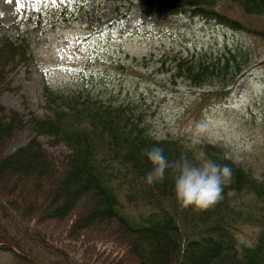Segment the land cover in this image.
Here are the masks:
<instances>
[{
    "label": "trees",
    "instance_id": "obj_1",
    "mask_svg": "<svg viewBox=\"0 0 264 264\" xmlns=\"http://www.w3.org/2000/svg\"><path fill=\"white\" fill-rule=\"evenodd\" d=\"M118 2L128 10L120 18L150 5L153 12L187 14L264 40V29L226 12L236 8L244 15L262 16L264 0H142V7L135 0ZM35 28L11 35L10 27L0 23V94H17L16 74L36 66ZM254 55L250 46L232 42L217 51L175 53L167 64L175 80L190 87L211 86L212 94L223 96L251 66ZM80 80L77 89L43 84V108L48 112L43 117L0 104V251L24 263L26 257L38 264H58L46 258L54 255L63 264H73V252L60 241L100 234L123 242L132 264H264V179L217 144L151 135L150 105L143 98L97 91L89 86L92 81ZM25 128L31 138L4 154L9 140ZM42 137L49 145H63L66 152L56 156ZM152 145L162 147L170 161L195 160L203 153L228 164L232 178L222 199L200 211L180 209L169 170L158 182L146 183L151 165L144 150ZM128 206L139 212L136 219ZM31 221L49 229L42 231ZM240 226L256 228L249 241L239 239Z\"/></svg>",
    "mask_w": 264,
    "mask_h": 264
},
{
    "label": "rangeland",
    "instance_id": "obj_2",
    "mask_svg": "<svg viewBox=\"0 0 264 264\" xmlns=\"http://www.w3.org/2000/svg\"><path fill=\"white\" fill-rule=\"evenodd\" d=\"M135 2L142 4V0ZM116 3L118 0H0V23L10 27L11 35L37 26L32 35L38 65L29 73L20 70L16 74L13 85L19 88L17 94L1 93L0 104L43 117L48 113L42 102L44 83L63 90L77 89L83 84L81 78L90 80L89 86L97 91L143 98L150 105L151 135L217 144L256 178L264 179V40L198 17L163 14L161 10L148 16L151 6L143 11L133 9L126 18L117 20L123 8L116 10ZM63 4L66 11H62ZM219 9L225 10L222 5ZM226 12L264 29V15L248 16L236 8ZM232 42L250 46L255 60L224 100L207 99L210 95L205 91L211 86L190 87L171 77L167 64L171 55L187 49L217 51ZM197 122L206 127L197 129ZM31 136L27 128L16 132L4 154L21 147ZM41 141L56 156L66 152L63 145H49L44 137ZM127 209L136 219L141 207ZM28 223L42 231L49 229L48 224ZM255 231L254 227L240 226L237 235L249 241ZM90 235L92 238L60 241L73 252V264H132L123 242ZM46 258L63 264L54 255ZM27 260L25 257L24 263L11 252L0 251V264H30Z\"/></svg>",
    "mask_w": 264,
    "mask_h": 264
},
{
    "label": "clouds",
    "instance_id": "obj_3",
    "mask_svg": "<svg viewBox=\"0 0 264 264\" xmlns=\"http://www.w3.org/2000/svg\"><path fill=\"white\" fill-rule=\"evenodd\" d=\"M195 127L204 129L206 125L197 122ZM195 139L194 136L193 141ZM144 151L151 165L145 173V182H158L169 170L172 174V193L180 209L200 211L209 208L222 199L224 186L231 182V167L203 153L195 160L180 157L170 161L159 145H152Z\"/></svg>",
    "mask_w": 264,
    "mask_h": 264
},
{
    "label": "snow or ice",
    "instance_id": "obj_4",
    "mask_svg": "<svg viewBox=\"0 0 264 264\" xmlns=\"http://www.w3.org/2000/svg\"><path fill=\"white\" fill-rule=\"evenodd\" d=\"M17 7H19V3H17Z\"/></svg>",
    "mask_w": 264,
    "mask_h": 264
},
{
    "label": "water",
    "instance_id": "obj_5",
    "mask_svg": "<svg viewBox=\"0 0 264 264\" xmlns=\"http://www.w3.org/2000/svg\"><path fill=\"white\" fill-rule=\"evenodd\" d=\"M33 262H35L34 260H32ZM36 263V262H35Z\"/></svg>",
    "mask_w": 264,
    "mask_h": 264
}]
</instances>
